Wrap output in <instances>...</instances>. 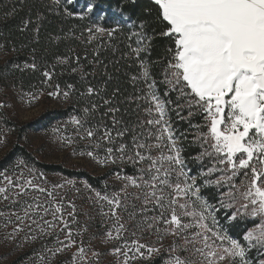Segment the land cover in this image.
Segmentation results:
<instances>
[{
	"label": "snow or ice",
	"instance_id": "obj_1",
	"mask_svg": "<svg viewBox=\"0 0 264 264\" xmlns=\"http://www.w3.org/2000/svg\"><path fill=\"white\" fill-rule=\"evenodd\" d=\"M153 3L163 25L159 34L172 46L158 79L153 74L156 62L142 58L154 37L145 21L133 23L136 31L128 39L135 37L136 47L129 44L128 55L136 58L138 71L130 76L134 93L123 102L135 104L136 119L125 121L119 115L118 87L106 97L103 88L89 85L80 93L86 100L80 115L70 117L73 136L58 137L63 146L87 141L92 150L80 155L120 169L112 190L85 185L102 231L84 241L88 227L80 226L78 219L75 198L80 189L75 181H50L24 160L11 171H0L4 238L15 240L21 233L33 242L52 238L35 254L36 264H136L162 250L169 253L163 264H254L252 250L264 257V0ZM119 30V24L85 29L83 42L96 44L94 63H100L101 47ZM73 56L79 65L74 52L58 63L69 65ZM50 69L42 72V83L53 79L55 66ZM75 91L72 84L66 90L56 84L47 95L68 100ZM35 99L37 95L30 94V102ZM5 106L0 103V108ZM170 111L192 131L190 143L199 150L190 159L184 147L188 134L177 135ZM197 116L202 123L193 124ZM97 150H103V157ZM190 163L199 165L197 174H191ZM128 165L131 174L124 172ZM207 187L217 190L221 208L235 209L230 220L246 216L253 221L242 240L219 224L217 207L202 192ZM167 238L171 243L165 248ZM255 264H264V258Z\"/></svg>",
	"mask_w": 264,
	"mask_h": 264
},
{
	"label": "trees",
	"instance_id": "obj_2",
	"mask_svg": "<svg viewBox=\"0 0 264 264\" xmlns=\"http://www.w3.org/2000/svg\"><path fill=\"white\" fill-rule=\"evenodd\" d=\"M91 8V11H89ZM67 10V12L65 11ZM72 13L73 15H68ZM81 16L83 17L81 19ZM126 18H130L126 20ZM145 21L146 30L154 37L149 52L143 53L142 58L156 62L153 74L162 79L160 73L166 62L167 49L172 46L169 38L161 36L163 25L157 19V6L153 0H60L57 5L54 0H0V94L14 92L38 93L54 90L56 84L61 90H66L67 84L75 86L76 91L65 100L63 96L55 97L56 105L52 109H45L38 117L30 121H22L12 116H6L0 110V123L3 124V135L7 138L8 145L0 157V171H11L19 160L44 173L50 181H75L80 189L76 195L80 218V226L87 225L90 230L100 231V217L92 207L88 197L91 193L85 187L90 185L92 189L103 190L105 185L109 190L118 185L115 180L116 172L120 171L116 165L103 166L81 152L92 150L87 141H78L71 146L72 152L88 163L86 165H68L66 162H48L40 159L29 144L31 136L48 131L56 126L68 125L70 117L80 115L86 100L80 96L87 86L103 88L102 95L111 96L115 88L120 89L117 97L121 101V113L125 121L135 120L137 113L132 111L134 103L123 102L126 97L134 93V86L130 83V76L138 71V64L134 56L128 55L129 44L136 47L135 37L129 41L128 37L136 29L133 23L139 24ZM120 25V30L111 41H105L107 47H101L99 61L93 62V48L96 44L86 45L83 40L87 37L86 28L93 25L111 29ZM83 33V37H81ZM59 38V39H57ZM73 52L80 56L79 65L73 56L69 65H61L59 59L72 56ZM87 53V59H85ZM35 63L37 68H25V65ZM55 66V74L49 84L42 83V72L51 70ZM82 66V69H81ZM76 67V72L72 68ZM83 73V76H82ZM161 87L163 94L164 87ZM175 100V93L171 94ZM4 100V97L0 95ZM129 111L125 113L123 110ZM182 115H187L186 112ZM173 127L180 132L188 134L184 141L185 156L191 158L198 152V146L190 143L193 138L188 123L177 119L175 111H170ZM110 120V117L108 118ZM193 124L202 123V117H195ZM73 136V132H72ZM103 157V150H97ZM193 175L197 174L199 165L190 163ZM124 172L131 174L132 167L128 165ZM203 195L210 204L217 207L216 216L221 225L237 239L242 240L245 231L253 226V221L246 216H238L236 220H230L234 208H221L217 203V190L207 187L202 190ZM70 195H75L70 193ZM216 197V198H213ZM93 219L83 220L84 213ZM254 264L261 257L255 250L249 253ZM167 251L153 256L150 261H137L136 264H163L167 259Z\"/></svg>",
	"mask_w": 264,
	"mask_h": 264
},
{
	"label": "rangeland",
	"instance_id": "obj_3",
	"mask_svg": "<svg viewBox=\"0 0 264 264\" xmlns=\"http://www.w3.org/2000/svg\"><path fill=\"white\" fill-rule=\"evenodd\" d=\"M32 93L17 90L14 92L13 97L9 98V94H3V92H1L0 95L4 97V100L1 98L0 103L6 106L0 108V110L3 111L6 116L15 117L19 120V122H22L33 120L45 109H52L56 105L55 97L48 96L47 92L35 93L37 95V99L30 102V94ZM55 129H60V131L57 132ZM3 132L4 127L3 124L1 125L0 123V157L5 152L8 145L7 138H5ZM72 132L73 129L68 125L56 126L48 131L31 136L28 142L32 146L33 150L36 151L38 157L44 161H63L68 165H86L88 161L74 155L71 146H63L61 141L58 139V137L62 135L72 136ZM2 207L3 206L0 205V208ZM88 218L89 217L87 215H83L82 219L87 220ZM78 219L80 220L79 216ZM219 224L221 225L220 222ZM84 225L85 224H82L81 226ZM222 228L232 238L237 239L223 226ZM100 231H102V229ZM100 231L88 229V231L84 234V241L87 242L89 236L94 233H99ZM51 239L52 238H47L46 240L38 239L33 242L26 240L24 238V233H21L15 240H10L4 238V230L0 229V264H36L35 254L42 250V245L45 243L50 245ZM145 239H147V237H145ZM163 243L164 247L167 248L171 243V238L165 239ZM167 255L169 256L168 252Z\"/></svg>",
	"mask_w": 264,
	"mask_h": 264
}]
</instances>
